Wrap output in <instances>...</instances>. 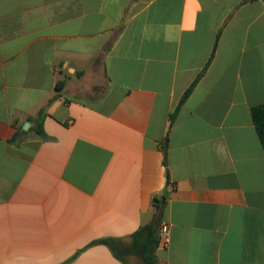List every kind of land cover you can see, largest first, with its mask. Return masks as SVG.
I'll return each mask as SVG.
<instances>
[{
	"label": "crops",
	"instance_id": "crops-1",
	"mask_svg": "<svg viewBox=\"0 0 264 264\" xmlns=\"http://www.w3.org/2000/svg\"><path fill=\"white\" fill-rule=\"evenodd\" d=\"M263 104L264 0H0V264H143L166 188L155 264H264Z\"/></svg>",
	"mask_w": 264,
	"mask_h": 264
},
{
	"label": "trees",
	"instance_id": "trees-1",
	"mask_svg": "<svg viewBox=\"0 0 264 264\" xmlns=\"http://www.w3.org/2000/svg\"><path fill=\"white\" fill-rule=\"evenodd\" d=\"M194 85L195 83L187 90V92L184 94L183 98L181 99L177 110L170 116V121H169L170 126L173 124L176 118L177 111L191 93ZM65 86H66V81L62 80L57 83L56 88L60 92L64 89ZM45 114H46V109L44 108L39 111L38 116L36 118H30V121L34 122L35 124L34 130L36 134H38L42 139L49 138L43 127L44 118L46 116ZM251 115L258 137L264 149V104L252 108ZM164 163L165 165H167L166 160H164ZM169 185H170V178H169V172L167 171V186ZM167 196H168V190L166 188L160 197L154 198V205L156 211L153 220L151 221V223L141 227L132 235V242L129 245L124 244L120 239L104 238L92 242L88 247L99 244L106 245L110 248L113 255L120 261H123L125 255L134 254L142 259L143 264H155L156 251L159 247H161L160 232H161V225L163 223L164 207H165L163 201L167 199ZM79 254L80 252L76 254L71 260H69L64 264H67L70 261L74 260Z\"/></svg>",
	"mask_w": 264,
	"mask_h": 264
},
{
	"label": "built area",
	"instance_id": "built-area-1",
	"mask_svg": "<svg viewBox=\"0 0 264 264\" xmlns=\"http://www.w3.org/2000/svg\"><path fill=\"white\" fill-rule=\"evenodd\" d=\"M161 247H166L169 243V227L167 224L162 223L161 225Z\"/></svg>",
	"mask_w": 264,
	"mask_h": 264
},
{
	"label": "water",
	"instance_id": "water-1",
	"mask_svg": "<svg viewBox=\"0 0 264 264\" xmlns=\"http://www.w3.org/2000/svg\"><path fill=\"white\" fill-rule=\"evenodd\" d=\"M29 127H30V124H29V123H26V124L23 126V129H24V130H27V129H29Z\"/></svg>",
	"mask_w": 264,
	"mask_h": 264
}]
</instances>
